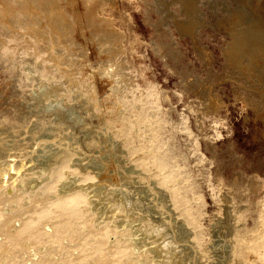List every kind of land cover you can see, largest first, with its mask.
Wrapping results in <instances>:
<instances>
[{"label":"rangeland","instance_id":"obj_1","mask_svg":"<svg viewBox=\"0 0 264 264\" xmlns=\"http://www.w3.org/2000/svg\"><path fill=\"white\" fill-rule=\"evenodd\" d=\"M257 44L264 0H0V264H264Z\"/></svg>","mask_w":264,"mask_h":264},{"label":"bare ground","instance_id":"obj_2","mask_svg":"<svg viewBox=\"0 0 264 264\" xmlns=\"http://www.w3.org/2000/svg\"><path fill=\"white\" fill-rule=\"evenodd\" d=\"M243 31H244V30H243ZM252 36H253V35H252ZM252 36H251V37H252ZM255 36H256V35H255ZM261 38H262V37H261ZM38 41H39V39L36 40V41L34 40L33 45L31 46V49H32L33 51H34V49L36 48V47L34 48L33 46H34V45L36 46L37 43H38ZM39 42H40V41H39ZM248 42H250V41H248ZM40 43H41V42H40ZM41 44H42V43H41ZM255 45H256V43H255ZM240 46H241V45H240ZM257 46H258V44H257ZM258 47H259V46H258ZM35 50H36V49H35ZM6 51H7V50H6ZM256 51H257V52H256ZM256 51H255V52L258 53V54L261 53V56H262V53L264 54V47H259ZM258 51H259V52H258ZM250 55H251V53H250ZM254 55H255V54H254ZM256 56H258V55H256ZM252 57L254 58V56H252ZM263 57H264V56H263ZM253 58H252V59H253ZM258 58H259V56H258ZM260 59H263V58H260ZM122 128H123V127L119 128V131H118V132H123L124 130L121 131ZM13 157H15L14 159L12 158L13 160L9 158V160H11V161H9L7 167L5 166L6 168H4V169L0 172V181H1V183L6 182L5 189L7 190V192H9L10 190H13V191H14V187L16 188L17 186H20V185H19L20 183H22V182H23V183L26 182V179H27V178H30V177H28V176H29V173H30V168L32 167V164H30V161H25L24 158H20V157H18V159H16L17 156H13ZM2 158H3V157H2ZM1 160H2V159H1ZM60 164H62V163H60ZM60 164H59V165H60ZM59 165H58V166H59ZM58 166L55 167V168L53 169L54 174L52 173L54 176H56V179H55L56 181H59L60 179H62V177H63V173H64V171H62L63 167H60V166L58 167ZM1 168H2V167H1ZM1 168H0V169H1ZM65 172H66V171H65ZM45 175H46V174H45ZM43 176H44V175H43ZM54 176H53V177H54ZM65 176H66V175H65ZM34 178H36V177H34ZM41 178H42V177H41ZM41 178H40V177L37 178L38 181H40ZM64 179H65V178H64ZM76 179H77V178H76ZM53 180H54V178H53L51 181H53ZM55 180H54V181H55ZM70 180H71V179H70ZM97 180H98V179H97ZM3 181H4V182H3ZM9 181H10V183H8ZM31 181H33V180H31ZM35 181H36V180H35ZM45 181H46V180H45ZM71 181H72V180H71ZM28 182H29V181H28ZM61 182H62V181H60V183H61ZM64 182H65V181H64ZM67 182H68V181H67ZM96 182H98V181H96ZM101 182H102V181H101ZM101 182H100V184H101ZM69 183H71V182H69ZM103 183L106 185V183H105L104 181H103ZM78 184H79V183H78ZM94 184H95V183H94ZM96 184H97V183H96ZM104 184H102V185H104ZM3 185H4V184H3ZM3 185H2V188H3ZM21 185H22V184H21ZM23 185H25V184H23ZM27 185H28V184H27ZM53 185H54V183H51L50 180H48V182L45 183L44 186L42 187L41 191H40V189H39V192H41V193H39L38 195L43 194V196H46V193L49 192V191H48L49 189H52ZM79 185H80V184H79ZM84 185H85V184H84ZM84 185H83V186H84ZM93 186H94V185H93ZM21 187H22V186H21ZM40 187H41V186H40ZM0 188H1V187H0ZM18 188L20 189V187H18ZM3 189H4V188H3ZM53 189H55V187H54ZM56 189H58V188L56 187ZM85 189H86V188H85ZM93 189H94V188H93ZM65 190H66V189H65ZM13 191H12V192H13ZM21 191H22V190H21ZM23 191H24V190H23ZM80 191H81V189H80ZM5 192H6V191H5ZM15 192H16V190H15ZM51 193H52V192H51ZM51 193H50V194H51ZM73 193H74V192H73ZM14 194H15V193H14ZM69 194H71V193H69ZM69 194H68V195H69ZM82 194H84V193H82ZM25 195H26V194H25ZM28 195H29V194H28ZM47 195H49V194H47ZM85 195H87V194H85ZM57 196H58V197H61V196H59V195H57ZM1 197H2V195H1ZM28 197H29V196H28ZM58 197H57V199H59ZM63 197H65V196L63 195ZM63 197H61V198H63ZM71 198H72V197H71ZM87 199H88V198H87ZM91 199H92V198H91ZM59 200H60V199H59ZM2 202H3V201H2ZM4 202H5V201H4ZM108 202H109V201H108ZM0 204H1V202H0ZM86 204H87V203H86ZM115 204H116V203H115ZM115 204H114V205H115ZM53 205H54V204H53ZM88 205H89V204H88ZM88 205H87V206H88ZM85 206H86V205H85ZM85 206H83V207L81 206V207H82V210H83V208H84ZM115 206H116V205H115ZM34 207H36V205H34ZM42 207H43V206H42ZM71 207H72V208H70V209H72L73 211H75V212L78 211V208H77L76 205H72ZM91 207H92V206H91ZM38 208H39V207H38ZM47 208H49V207H47ZM87 208L89 209V207H87ZM31 209H33V206L30 208V210H29L28 212H30V211H31V212L33 211V212H34V210H31ZM34 209H36V208H34ZM39 209H40V208H39ZM41 209H44V207L41 208ZM41 209H40V210H41ZM52 209H53V208H52ZM85 209H86V208H84V211L81 212V213L84 214V215H85ZM91 209H92V208H91ZM43 211H44V210H43ZM51 211H53V210H51ZM121 211H123V210H121ZM33 212H32V213H33ZM38 212H39V211H37V213H38ZM54 212H57V213H58V211H57V210L55 211V209H54ZM59 212H61V211H59ZM87 212H88V210H87ZM95 212H96V211H95ZM113 212H114V211H113ZM116 212H117V211H116ZM116 212H115V213H116ZM119 212H120V211H119ZM67 213H68V212H67ZM34 214L37 215L36 212H35ZM117 214H118V213H117ZM58 215H59V214H58ZM86 215L89 216L88 213H87ZM86 215H85V217H87V219H85V222L88 221L89 218L91 217V214H90V217H89V218H88V216H86ZM96 215H97V214H96ZM119 215H120V214H119ZM121 215H122V214H121ZM37 217H38V216H37ZM37 217L34 216L33 218H31L30 221L25 222V223H24V228H23L24 231L22 230V232H27V231L31 230V229H32V226H33V224H34V221L37 219ZM39 217H40V215H39ZM39 217H38V218H39ZM52 217H53V216H51L50 218L52 219ZM65 217H66V216H65ZM106 217H107V216H106ZM106 217H105V218H106ZM186 217H187V216H186ZM29 218H30V217H29ZM48 218H49V217H48ZM55 218H56V216H55ZM61 218H63V217H61ZM92 218H93V217H92ZM112 218H113V217H112ZM187 218H188V217H187ZM63 219H64V218H63ZM63 219H62V220H63ZM66 219H67V218H66ZM68 219H69V218H68ZM3 220H4V219H3ZM52 220H53V219H52ZM103 220H104V219H103ZM103 220H102V221H103ZM1 221H2V220H1ZM24 221H25V220H24ZM56 221L59 222L58 219H57ZM64 221H65V219H64ZM80 221H81V220H80ZM89 221H90V220H89ZM93 221H94V225H95V224H96V222H95V218L93 219ZM93 221H92V220L90 221V222L92 223V225H93ZM3 222H4V221H3ZM57 222H56L55 224H57ZM62 222H63V221H62ZM74 222H75V221H74ZM74 222H73V223H74ZM104 222H105V221H104ZM113 222H114V221H113ZM52 223H53V221H52ZM80 223H83V222L81 221ZM91 223L88 224L89 227H91V225H90ZM97 223H98V222H97ZM53 224H54V223H53ZM77 224H78V223H77ZM77 224H76V225H77ZM98 224H99V223H98ZM107 224H108V223H107ZM116 224H117V223H116ZM194 224H196V223H194ZM194 224H191V228H192V236H191V240H190L189 242H195V243L198 244V242H199V238L201 237V236H200V234H201L200 231H201V230L198 228V225L195 226ZM1 225H2V224H1ZM1 225H0V226H1ZM76 225H73V227L76 226ZM83 225H84L85 227L88 226V225H85L84 223H83ZM94 225H93V226H94ZM104 225H105V224H104ZM145 225H146V224H144V226H145ZM53 226H54V225H53ZM146 226H147V225H146ZM148 226H149V225H148ZM35 227H36V226H35ZM85 227H84V228H85ZM89 227H87V228H89ZM116 227H117V226H116ZM75 228H76V227H75ZM77 228H79V227H77ZM80 228H81V227H80ZM112 228H113V227H112ZM126 228H127V227H126ZM148 228H149V227H148ZM151 228H152V227H151ZM156 228H157V227H156ZM73 229H74V228H73ZM85 229H86V228H85ZM103 229H104V227H103ZM103 229H102V230H99V231H101V234H103V233H102ZM141 229H142V228H141ZM146 229H147V228H146ZM154 229H155V227L152 228V230H154ZM77 230H78V229H77ZM87 230H88V229H87ZM111 230H112V229H111ZM124 230H125V229H124ZM157 230H158V229H157ZM199 230H200V231H199ZM125 231H126V230H125ZM130 231H131V230H130ZM130 231H129V232H130ZM158 231H159V230H158ZM158 231L155 232V233H158ZM22 232H21V233H20V232H19V233H16V232H15L14 235L12 234V235H11V236H12V239H15V238H16V239H18V238L20 239V237H23L24 234L21 235ZM36 232H40V231H37V230H36ZM58 232H59V231H58ZM83 232H84V231H83ZM126 232H127V231H126ZM152 232H153V231H152ZM171 232L173 233L174 236H175V235L177 236V234L175 233V230L172 229ZM33 233H35V232L33 231ZM48 233H51V232H48ZM84 233H86V232H84ZM56 234H57V233H56ZM159 234H161L160 231H159ZM59 235H60V234H59ZM129 235H130V234H129ZM156 235H157V234H156ZM28 236H29V235H28ZM53 236H54V235H53ZM57 236H58V234H57ZM115 236H116V235H115ZM9 237H10V236H9ZM125 237H126V236H125ZM158 237H160V235H158ZM161 237H162V235H161ZM177 237H178V236H177ZM49 238H50V237H49ZM97 238H98V237H97ZM97 238H96V242L99 240V238H98V239H97ZM103 238H104V237H103ZM5 239H6V238H4V240H5ZM21 239H22V238H21ZM90 239H91V238H90ZM93 239H94V237H93ZM131 239H132V238H131ZM166 239H167V240L164 241V239L162 238V240L165 242V244H166L167 246L169 245V246H168L169 248H170L171 244H173V245L176 244V243H175V242H176V239H177L176 237H175V239H173V241H172L171 239H169V238H166ZM168 239H169V240H168ZM0 240H1V239H0ZM88 240H89V239H88ZM88 240H87V241H88ZM128 241H129V240H128ZM133 241H134V240H133ZM154 241H155V239H154ZM184 241H185V240H184ZM263 241H264V240H263ZM13 242H15V241H14V240H11V241H10L9 245H10L11 247L9 246V248H8L9 250H11V248L16 247V244L18 243L17 240H16L17 243H13ZM19 242H20V243H18V245L21 244V241H20V240H19ZM98 242H99V241H98ZM98 242H97V243H98ZM130 242H131V241H130ZM134 242H135V241H134ZM2 243H3V239H2ZM7 243H8V242H6V244H7ZM24 243H25V241L23 242V245H24ZM27 243H28V242H27ZM29 243H31V242H29ZM29 243H28V244H29ZM57 243H58V242H57ZM59 243H60V242H59ZM151 243H152V241H151ZM4 244H5V243H4ZM4 244H0V245H4ZM131 244H132V243H131ZM182 244L185 245V242H182ZM263 244H264V243H262V245H263ZM153 245H154V244H153ZM158 245H159V244H158ZM259 245H260V244H259ZM262 245H261V246H262ZM7 246H8V245H5L6 248H7ZM20 246H21V248H22V244H21ZM20 246H19V247H20ZM27 246H28V245H27ZM129 246H131V245H128V247H129ZM132 246H133V245H132ZM144 246H145V245H144ZM175 246H176V245H175ZM175 246H174V247H175ZM2 247H3V246H2ZM24 247H25V246H23L22 249H24ZM125 247H127V246H125ZM156 247H157V245H156ZM255 247H256V246H255ZM255 247H254V248H255ZM263 247H264V245H263ZM26 248H27V247H26ZM28 248H29V246H28ZM40 248H41V247H40ZM130 248H131V247H130ZM133 248H134V247H133ZM133 248H132L131 250H134ZM147 248H148V247H147ZM149 248H150V247H149ZM257 248H258V247H257ZM261 248H262V247H261ZM0 249H1V248H0ZM17 249H18V248H17ZM30 249H31V248H29V250H30ZM135 249H136V248H135ZM154 249H155V248H154ZM173 249H174V248H173ZM3 250H4V248H3ZM9 250H6V252L9 251ZM25 250H27V249H25ZM25 250H24V251H25ZM32 250H33V248H32ZM35 250H37V249L35 248ZM35 250H34V251H35ZM42 250H43V249H42ZM151 250H152V249H151ZM156 250H157V249H156ZM170 250H171V249H170ZM113 251H114V250H113ZM165 251H166V250H165ZM0 252H3V251H0ZM4 252H5V251H4ZM30 252H31V250H30ZM32 252H33V251H32ZM38 252H39V253H44V252H41L40 249L38 250ZM93 252H94V251H93ZM10 253H11V252H10ZM13 253L16 254L15 252L12 251V254H11L12 256H13ZM34 253H35V252H34ZM94 253H95V252H94ZM19 254H20V252H19ZM28 254H29V252H28ZM28 254H27V255H28ZM31 254H32V253H31ZM35 254L37 255L38 253L36 252ZM45 254H46V253H45ZM140 254H141V253H140ZM149 254H151V253H149ZM1 255H2V254H1ZM4 255H5V254H4ZM6 255H10V254H8V252H7ZM6 255H5V256H6ZM11 255H10V256H11ZM22 255H23V254H22ZM24 255H25V253H24ZM36 255H34V256L36 257ZM109 255H110V254H106V253H104V256H105V259H106L105 261H106V262L108 261V260H107V257H108V259L112 257V256L109 257ZM141 255H142V254H141ZM165 255H166V254H165ZM10 256H9V257H10ZM12 256H11V257H12ZM14 256H15V258H17L16 255H14ZM28 256H29V258L31 257L30 254H29ZM28 256H26V257H28ZM34 256H33V257H34ZM37 256H38V255H37ZM45 256H46V255H45ZM47 256H48V255H47ZM143 256H144V255H143ZM146 256H147V255H146ZM146 256H145V257H146ZM151 256H152V255H151ZM153 256H154V255H153ZM9 257H7V258H9ZM38 257H40V256H38ZM41 257H42V256H41ZM43 257H44V255H43ZM43 257H42V258H43ZM49 257H51V255H50ZM49 257H48V258L46 257V258H47V259H50ZM53 257H54V256H53ZM140 257H142V256H140ZM154 257H155V256H154ZM4 258H5V257H4ZM4 258H2V259H4ZM7 258H6V259H7ZM15 258H14V259H15ZM19 258H22V260H26V259H23L24 256H23V257H19ZM19 258H18V259H19ZM36 258H37V257H36ZM51 258H52V257H51ZM147 258H149V257H147ZM14 259H12L13 261L11 260L12 263L15 262ZM33 259H34V258H33ZM33 259H32V260H33ZM99 259H100V258H99ZM103 259H104V258H103ZM7 260H8V259H7ZM27 260H28V258H27ZM27 260H26V261H27ZM29 260H31V259H29ZM37 260H38V259H37ZM43 260H44V258H43ZM45 260H46V259H45ZM110 260H111V259H110ZM116 260H117V259H116ZM129 260H130V259H129ZM131 260H132V259H131ZM151 260H152V259H151ZM2 261H3V260H2ZM2 261H1V264H2ZM9 261H10V260H9ZM16 261H17V264H18V262H21V261H19V260H16ZM38 261H39V260H38ZM40 261H41V260H40ZM100 261H101V260H100ZM102 261H103V263H105L104 260H102ZM143 261H144V260H143ZM149 261H150V260H149ZM3 262L6 263V261H3ZM7 262H8V261H7ZM34 262H35V260H34ZM41 262H42V261H41ZM43 262L45 263V261H43ZM47 262H49V261H47ZM112 262H113V261H112ZM114 262H116V261H114ZM120 262H121V261H120ZM131 262H132V261H131ZM147 262H148V261H147ZM151 262H152V261H151ZM10 263H11V262H10ZM12 263H11V264H12ZM15 263H16V262H15ZM21 263H22V262H21ZM25 263H26V262H25ZM31 263L33 264V261L29 262V264H31ZM36 263H37V261H36ZM44 263H43V264H44ZM67 263H68V262H67ZM126 263H127V262H126ZM138 263H139V262H138ZM19 264H20V263H19ZM22 264H24V262H23ZM27 264H28V263H27ZM105 264H106V263H105ZM107 264H108V263H107ZM110 264H111V262H110ZM132 264H133V263H132ZM134 264H136L135 261H134ZM139 264H140V263H139Z\"/></svg>","mask_w":264,"mask_h":264}]
</instances>
